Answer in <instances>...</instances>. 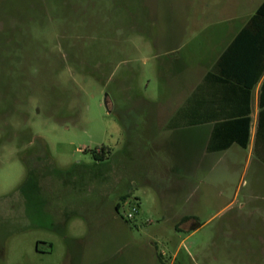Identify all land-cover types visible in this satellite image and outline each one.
<instances>
[{"label":"rangeland","instance_id":"1","mask_svg":"<svg viewBox=\"0 0 264 264\" xmlns=\"http://www.w3.org/2000/svg\"><path fill=\"white\" fill-rule=\"evenodd\" d=\"M262 1L0 0V264H264L255 157L193 178L186 123L176 171L146 156V118L190 105Z\"/></svg>","mask_w":264,"mask_h":264},{"label":"crops","instance_id":"2","mask_svg":"<svg viewBox=\"0 0 264 264\" xmlns=\"http://www.w3.org/2000/svg\"><path fill=\"white\" fill-rule=\"evenodd\" d=\"M241 28L235 32L227 46ZM212 68L203 77L202 82L205 86L200 90L197 87L191 90L190 112L186 120L177 115L180 106L164 119L146 118L147 159L158 163L160 160L172 158L173 164L169 166V171L173 172L172 169L176 171L177 166L181 164L176 159L174 151L170 154V149L166 147L165 136L170 138L169 141L174 140L178 132L187 126L183 125L186 123L190 124L189 165L193 178L197 177L200 171H222L232 163L235 168L240 165L245 167L250 156L251 159L255 157L258 171H264V73L249 94L245 86L234 80L221 82L209 75ZM245 118H249L248 122L243 121ZM246 139V147L241 146ZM246 149H249V154L245 153ZM243 155H245L244 161L241 159ZM151 172H154L153 181L158 189L173 186L172 177H167V181L162 185L160 169L154 168L150 171L149 178ZM124 195H127L125 190L120 194V198ZM177 226L186 230H196L199 224H196L190 215L184 214L179 218ZM143 264H146V261Z\"/></svg>","mask_w":264,"mask_h":264},{"label":"trees","instance_id":"3","mask_svg":"<svg viewBox=\"0 0 264 264\" xmlns=\"http://www.w3.org/2000/svg\"><path fill=\"white\" fill-rule=\"evenodd\" d=\"M263 73L264 0L239 30L231 43L220 54L209 75L214 76L221 82L224 80H234L236 83L245 86L250 94ZM207 78L209 79V76ZM189 112L190 106L188 105L179 110L177 115L182 116L183 113V115L189 116ZM248 120L249 118L243 119V121L247 122ZM246 145L247 139L241 143L243 147H246ZM108 154H110V150L105 147L94 153L97 160L106 159ZM37 184L35 171L30 169L20 189L26 192L25 195L27 197L32 198L33 192L43 190ZM120 199L126 200L127 195L122 196ZM120 205L118 201L116 210L120 208Z\"/></svg>","mask_w":264,"mask_h":264},{"label":"built area","instance_id":"4","mask_svg":"<svg viewBox=\"0 0 264 264\" xmlns=\"http://www.w3.org/2000/svg\"><path fill=\"white\" fill-rule=\"evenodd\" d=\"M139 205L138 203H134L130 206L129 211L127 212V218L131 219L134 217L135 213L138 212Z\"/></svg>","mask_w":264,"mask_h":264},{"label":"flooded vegetation","instance_id":"5","mask_svg":"<svg viewBox=\"0 0 264 264\" xmlns=\"http://www.w3.org/2000/svg\"><path fill=\"white\" fill-rule=\"evenodd\" d=\"M107 104H108V101H107ZM167 177H164V176H162L161 178H160V182L162 183V185H164L165 183L164 182H166L167 180Z\"/></svg>","mask_w":264,"mask_h":264}]
</instances>
